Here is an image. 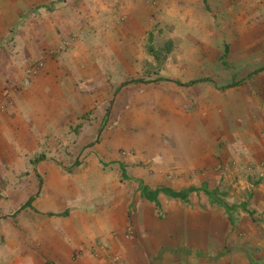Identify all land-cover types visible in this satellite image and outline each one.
<instances>
[{
	"label": "rangeland",
	"instance_id": "obj_1",
	"mask_svg": "<svg viewBox=\"0 0 264 264\" xmlns=\"http://www.w3.org/2000/svg\"><path fill=\"white\" fill-rule=\"evenodd\" d=\"M37 2L0 38V264H264V0Z\"/></svg>",
	"mask_w": 264,
	"mask_h": 264
},
{
	"label": "crops",
	"instance_id": "obj_2",
	"mask_svg": "<svg viewBox=\"0 0 264 264\" xmlns=\"http://www.w3.org/2000/svg\"><path fill=\"white\" fill-rule=\"evenodd\" d=\"M37 1L38 0H0V11H3L2 9H4L6 11V13H9V16L6 19H4L2 17V15H1V13H0V16H1L0 17V38L2 36H6V34H8L7 33L8 32L7 27L11 26L12 23H14V21L16 20V17L14 15H16L17 11H24V10H27V9L29 10L32 7H34L36 3H38ZM38 15H39V13L28 14L27 18H24V20L22 19V21L18 22V27L21 28V29L17 32L16 37H14L15 41H17V42H20V41H22V42H26V41L27 42H31L33 47L35 46V43L37 45L38 42L42 41V30L40 28L41 23H40V20L37 19ZM51 35L53 36V38H55L54 34L51 33ZM226 48L227 47H225L224 50ZM226 53H228V51ZM0 58H3V52L2 51H0ZM262 68H264V66L261 67L259 70H261ZM5 69H7V64H4L2 61H0V89L2 87L1 83H3L2 73L5 72ZM262 73L264 74V70L262 71ZM200 80H204L205 81V80H209V78L205 77V78L197 80L196 82H198ZM188 81H184V82H188ZM242 82H243V78L242 77H238V78H236L234 81H232L230 83H225L224 86L228 87L229 89H232L233 86H237V85L241 84ZM133 83H136V82H133ZM193 83H195V82H192L190 84H193ZM261 134H262L263 139H264V131ZM263 145H264V142H263ZM70 167H73V166L70 165L67 168H70ZM36 195H37V192H33V193H30L27 197L23 198L21 200V204L17 207V209L15 211H18L17 213H20L22 211L21 209H23V208H19V207L23 203H25V201L31 196L33 198L31 200L30 206H27V207H24V208H28V210L29 209H34L35 210V208L33 207L32 202L35 199ZM59 214H61V213H59ZM44 222L49 224V221H47V220H45ZM149 256H148V259H149ZM30 257H28V258H30ZM31 261L35 262L34 257L32 258ZM36 262H37V264H40L38 260ZM19 264H25V261H22ZM153 264H168V255L165 254L164 259H162V260L160 259L159 261L157 259V261L154 262ZM174 264H180V257H177V260H176V262H174Z\"/></svg>",
	"mask_w": 264,
	"mask_h": 264
},
{
	"label": "trees",
	"instance_id": "obj_3",
	"mask_svg": "<svg viewBox=\"0 0 264 264\" xmlns=\"http://www.w3.org/2000/svg\"><path fill=\"white\" fill-rule=\"evenodd\" d=\"M150 48V51L152 52V54L157 57V53L151 48ZM227 52V48L225 49L223 55ZM197 80L199 79H192V80H189L188 82H185V84H190L192 82H196ZM140 81H144L142 78H133V79H130V80H126V81H123L122 83H120L119 86H123L124 84L126 83H133V82H140ZM176 83L178 84H184L180 81H175ZM162 191H164L165 193L173 196V197H176V198H181V199H184L187 195L186 193L188 192V190H170L168 188H161ZM158 191V189H154L153 191H147V188L145 186H142V192H143V195L145 198L147 199H151V200H155L156 198V192ZM32 196L29 197L25 203H23L19 208H23V207H27V206H30L31 204V200H32ZM155 203L157 204V201L155 200ZM65 214V211L61 212V214Z\"/></svg>",
	"mask_w": 264,
	"mask_h": 264
}]
</instances>
